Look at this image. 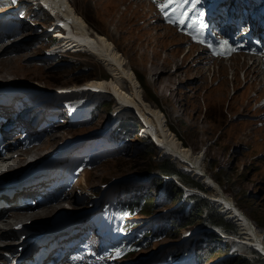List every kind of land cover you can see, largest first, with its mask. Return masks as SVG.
Returning a JSON list of instances; mask_svg holds the SVG:
<instances>
[{
  "label": "rangeland",
  "instance_id": "1",
  "mask_svg": "<svg viewBox=\"0 0 264 264\" xmlns=\"http://www.w3.org/2000/svg\"><path fill=\"white\" fill-rule=\"evenodd\" d=\"M70 2L69 8H73L77 14L85 20L87 19L89 26L93 30L108 35L110 40L114 42L117 51L125 58V61L129 60L132 71H137L138 79L143 86L141 88L139 84L138 89L147 95L145 99L148 102L157 108L160 107L159 109L162 113L166 114L168 125L179 136L180 140H183V144L192 147L197 155L202 153L201 159L205 171L208 172L211 178H213L212 175H217L219 178V180L215 178L216 181L218 180V184L216 182H206L205 176L202 179L197 178L209 188L204 195L212 201L215 198V194L217 197L225 196L227 200L236 202L239 209L244 212L243 216L248 215L259 228V234L264 236V79L258 82L255 79L256 73H252L250 76L247 75V78L245 76V69L251 63L257 62L258 65L255 67L264 68L263 63L259 65V62L264 60V53L260 55L259 61L253 59L244 51L235 55L239 58V62L241 61L245 65V69L243 68L240 73L238 72L235 78L230 59L235 56L227 58L230 59L229 61L224 58H215L208 51H205L204 48L199 49L200 45L198 44L199 47L196 48L195 53L176 71L178 73L176 77L172 75V72L176 70L174 65L170 66V68L160 66L171 49L174 50L178 46L188 47L186 46L187 41L178 36V34L182 35V33H179L173 27L171 31L174 35L166 36L168 41L162 48L159 47L161 45L159 40L151 41V38L155 36L153 34L164 35L167 32V28L163 20L153 14L155 9L147 0H70ZM238 12L240 14L241 10ZM51 14L43 15L41 20L46 21L57 15L53 12ZM3 17H0L1 24L4 21H1ZM236 18L231 17V21L234 22ZM198 20H200V17H198ZM240 20L238 19V21ZM232 24L229 21L222 23L221 30H224V32L231 30ZM12 30L13 26L9 22L6 25H0V35H2L0 36V46L2 44L0 58L7 57L11 53L13 55L15 53L28 55L32 52V55H28L22 60V66L36 64V66L43 69L42 71H37L39 72L38 74L43 75L41 78L30 76L25 79V77L22 78L23 75H18L22 79L21 81L26 84L32 83L44 89L56 90L59 87L65 88L74 84L86 83L88 80L109 78L111 76V71L106 66L104 67L100 59L90 51L83 50L81 53L68 54L59 58H46L44 51L49 46L48 43L51 39H41L40 35L35 34L33 30H28L22 35L13 34L11 33ZM263 35L264 30H261L259 36L262 37ZM27 39H31V43L28 45L21 43L17 47L5 49V47L12 46L13 43H19ZM171 39L174 41H170ZM36 46H38L37 49L39 50L33 49ZM154 57L156 58L154 59ZM207 57H210L211 61L203 63V60H209H207ZM213 64L220 68L224 65L227 69L226 71L221 69V72L219 70L215 72L213 69L204 75L200 74L202 67ZM234 65H236L235 61L233 62ZM155 68L166 70L161 71ZM261 73L264 74V72ZM263 74H260L259 78ZM128 75L126 74L127 77ZM13 76L9 74L6 77L7 79L1 76L0 83L9 80ZM160 77L162 81L159 84L157 82ZM130 83H132V78L128 77V84ZM191 87L197 88L193 92ZM113 93L116 94L115 91ZM97 98L104 99L103 105H100L97 111L89 113L88 117L81 122H73L70 119L64 120L61 118L63 115L59 114L61 116L55 118L56 120L54 121L56 122L54 125L55 128L60 129V132L64 131L65 133L61 137L52 138L53 140H50L47 151L44 154L40 157L38 156L37 159H31L23 166H20L19 169L26 165L29 166L31 162L36 160V162H39L48 158L60 145L69 143L74 138H82L88 136V134L99 135L98 137H101L99 140L101 148L108 152L107 159L87 171L88 173L91 172V175L83 179L85 183L81 184L79 182L77 190L73 189L65 192V194L72 193L73 197L71 199L68 197L69 203L63 214L70 216L76 212H84L88 209L93 210L92 206H90L92 199H94V202L91 205L96 203L97 200L95 198L100 197V200H103L105 192L108 191V183L114 179L128 178L127 181L144 182L147 185L146 190L150 192L151 200H156L157 207H160V209L151 207L145 211L141 207L133 214L131 220L137 224L138 222L142 223L138 226L133 225L129 228H123L118 238L119 240L120 238H125L128 243H134L137 240L145 239L143 235L136 233L146 223L145 220L152 219L155 222L165 223L163 218L166 217L161 215L176 211L180 206V204L169 199H166L168 202L165 206L166 201L163 197L166 191L169 190L168 187L164 191L163 185L159 187L149 185V181H151L153 176L162 177L158 171L162 164L161 161L168 154L162 155L157 147V141L154 142L148 136V133H144V120L135 107L132 110L126 109L119 112L114 109V95H101ZM85 99L87 103L77 105L79 110L84 111L87 109L90 105L89 99L93 98L87 97ZM148 102L145 101V104H148ZM48 111L50 114H57L58 112V110L53 109ZM26 112L29 114V111ZM129 115L133 118L135 116L141 122L137 132L131 133L126 138H123L120 134L115 135L117 128L114 125L117 119ZM33 116L35 117V115ZM42 120L44 126L48 119L44 116ZM33 121L32 117H28V125ZM67 130L71 133L68 134ZM52 132L49 129L48 134L45 133L44 135H49ZM19 134L20 132L15 136L18 137ZM66 134L69 137L65 138ZM120 138H122V141L117 142L120 145L117 148L123 147L117 155L113 152L116 147L114 146V141L120 140ZM148 139L154 143L155 148L152 150L144 146ZM168 156L171 157V155ZM171 158L183 170H191L188 166L182 165L177 158ZM87 172L84 174L86 175ZM141 173L146 174V176L137 175ZM8 179L9 176L5 179H0V183H5ZM90 188L92 189L91 192ZM92 192H95L96 196L92 195ZM35 194L39 195L40 202L47 204L55 203L58 200L57 196H59V194L56 196L48 195L51 198L46 200L45 193L37 192ZM162 198L163 200H160ZM184 199L185 196L181 201ZM33 201L32 203L29 200V204L36 203V200ZM108 201L109 196L105 199L103 206H107ZM187 204L188 207L184 210V214H188L189 210L194 207L191 201ZM63 214L54 213L51 216H41L32 222L40 223L43 221L47 223L53 219L64 217ZM204 217L205 215H202L194 224L179 230L181 232L179 237L174 238L171 235L165 237V235H162L158 240L151 242L150 245L138 244L135 252L126 251V245L120 240L122 249L126 252L123 255L120 253L117 259H114L113 255H107L108 250H106V245L97 232V225L88 220L85 223L87 227L86 235L90 236L96 233L90 238V249L84 251L83 254L85 256L89 255L94 250L96 255L103 261V264H109L107 262L113 261L112 259H114L113 262L119 261L124 264H140L144 260L141 264H165L163 258L169 249L177 246L179 248L187 247V240L191 238L197 239L206 234L210 236V232L213 231L203 220ZM19 221L24 222V220H15L14 225ZM30 224L32 223H28V225ZM171 231L174 232L175 229L168 230V232ZM22 234L18 238L14 237V235L0 238V264H17L23 253L21 252L22 249L17 246L24 243V240H21ZM132 236L137 238L135 239ZM222 237L219 240L220 242L213 247L212 253H206L201 264H219L218 262L222 259L236 254L247 255L250 258L254 256L250 249H255L244 242L245 238H240L239 240V238L230 234H225ZM206 240L210 241L209 237ZM150 246H153V250L149 249L150 252H143L148 250ZM13 247L15 249L12 253L11 248ZM241 252H244V254H241ZM177 256L180 257L181 255L177 253ZM262 258L264 259L263 256ZM187 264H191V262Z\"/></svg>",
  "mask_w": 264,
  "mask_h": 264
},
{
  "label": "bare ground",
  "instance_id": "2",
  "mask_svg": "<svg viewBox=\"0 0 264 264\" xmlns=\"http://www.w3.org/2000/svg\"><path fill=\"white\" fill-rule=\"evenodd\" d=\"M37 1L40 2V0H37ZM41 1H43L45 5H48L53 13L58 14V16H56L55 24H63L68 27V32H67L68 34L66 36L65 45L70 46V47L71 46L77 47L84 51L87 50V51L92 52L98 59H100L104 67L106 66L111 71V76L109 78H97V79L88 80L86 81V83L70 85L71 87L68 90L73 91L75 93V96H80L84 98L91 97L93 99L101 95L103 96L114 95V104H115L114 109L119 112L125 111L126 109L132 110L135 107V109H137L140 112V114L142 115L141 117L144 120V124H143L144 133L145 132L148 133V136L152 140H154V142L157 141V147L160 149V152L162 153V155L168 154V155H171V157L177 158L182 165L184 166L186 165L189 168H191V170L189 169V171L194 173L197 177L202 179V177L205 176L206 182L215 183L216 181L209 176L208 172L205 171V167L201 159L202 153L197 155L195 154L192 147L183 144L182 142L183 140L181 141L179 136L176 135V133L168 125L166 114L162 113V111L159 109L160 107L159 108L155 107L153 104H151L150 102H148V100L145 99L147 95H145L140 89H138L139 84H140V87L142 88V84L140 80L138 79L137 71L135 70L132 71L130 63L128 62L129 60L125 61V58H123L120 55V53L117 51V48L114 42L110 40V37L106 34L104 35L102 33H98L97 31L93 30L89 26L87 19L85 20L83 17L77 14L73 8L71 7L69 8V5L71 3L70 0H41ZM3 16L4 17L1 19V21L3 20L6 21L8 19L7 18L8 14H5ZM1 23L2 22H0V25H2ZM165 27L167 28L166 34L159 35V33H156V34H153L155 36L151 38V41L159 40L161 43L159 47L161 48L168 41V39H166V36L174 35L172 34V31H171V28H172L171 25H166ZM178 36L183 38V40H186L189 42V44L186 45L188 47L184 48V47L178 46L177 48H174V50L171 49L170 53L167 54V56L162 61L161 66H160V67L167 66L168 68H170V66L174 65L176 70L172 72V75L176 77L178 76V73L176 71L179 70V68H181L183 64L187 62L189 57L195 53L196 48L199 47L197 43L190 42L189 37L187 35L182 33V35L178 34ZM170 41H174V40L171 39ZM21 43L28 45L31 43V39L30 40L27 39L19 43H13L12 46L5 47V49H8V48L11 49V47H17ZM1 47H2V44L0 46V51L2 50ZM37 48L38 46H36L33 49L39 50ZM201 48H204V47L201 46L199 49ZM28 55H32V52L29 53ZM28 55H25L22 53H18V54L15 53L13 55L11 53V55L7 57L0 58V75L3 76L4 78L8 77L9 74L14 75L12 78H14L15 80H13L12 85H15V86H17V83H22V85L26 84L25 82L21 81L22 79L18 77V75H23L22 78L25 77V79L29 78L30 76L32 77L37 76L38 78L43 77L42 74H38L39 72H37V71H42L43 69L41 67L36 66V64H28V65L22 66L21 64L22 60L25 57H28ZM155 58L156 57H154V59ZM230 59H231V66H232L233 74L235 75V78H236L237 73L238 72L240 73V71L243 68L245 69L244 67L245 65L241 61L239 62V58L237 56L232 57ZM230 59H227L226 61H229ZM258 59L260 60V56ZM258 59L255 58V60L259 61ZM207 60L208 61L203 60V63L210 62L211 61L210 57H207ZM234 61L236 65L233 66ZM250 62L252 61L250 60ZM261 63H263V66H264V60H261L259 62V65ZM257 65H258L257 62L251 63L248 66L246 65L247 68L245 69V76L247 78V75L250 76V74L252 75V73H256L257 76L255 79L258 80V82H260L261 80L264 79V74L261 73V72H264L263 71L264 68L262 69V67L260 66L259 68L255 67ZM155 69L161 70L158 68H155ZM213 69L215 70V72H218V70L219 72H221V69L223 71H226L227 68L224 65L222 68H220V67H216V65L213 64V65L202 67V69L200 70V74L202 73V75H204L206 72H209L210 70H213ZM163 70H166V69H163ZM126 74H129L128 77L132 78V83L128 84V77L126 76ZM260 74H263V75L259 78ZM101 80H106V81H101ZM161 81H162V78L160 77L157 83L160 84ZM27 85L28 86L30 85L28 90H33L31 87L44 89L32 83H29ZM60 88L62 87H59L58 89ZM65 88H68V86ZM191 88L193 89V92H194V89L197 87L195 88L191 87ZM14 90L15 88L10 86L4 91L6 95H10ZM114 91L116 94L113 93ZM69 96L70 95L68 94L65 95L64 93L54 94L48 91L45 94H38L37 99L40 102L46 101L48 98H54L55 100H67ZM145 101L148 102V104H145ZM57 114H63V111L59 109ZM54 120L56 119L52 118V119L47 120L44 126H42V128L38 130L42 138L37 145L30 146L29 148H23L24 146L23 140H25L23 138V131L17 130L15 132V135L18 132H20V134L18 137L17 136L14 137L16 139L14 142L8 143V146H7L8 153H3L2 151H0V179H5L9 176L8 181H11L12 179L16 178L18 176V171H20L19 169L20 166H23L31 159H37L38 156L40 157L42 154L45 153V151H47V147L50 143V140H53L52 138L61 137L62 134L65 133L64 131L60 132L59 131L60 129L55 128L54 123L56 121ZM41 122H43V120H41ZM49 129H51L53 132L47 135ZM68 131L69 130H67V132ZM45 133L47 134L44 136ZM69 133L71 132H68V134ZM68 134H66L65 138L69 137ZM97 134H100V133H97ZM86 138L82 137V138H78L77 140H82ZM3 139L4 141L7 140L6 135L3 136ZM18 145L22 146V148L13 149V147H16ZM63 145H60L59 147ZM78 145H80V142L75 141V146H78ZM81 147H84V145L79 146V148ZM52 148L54 149V147ZM54 153L55 152H52L50 156L53 155ZM87 173L86 175L85 174L81 175V178L79 180L81 184L85 183L83 179L86 176L91 175V172H89L88 174ZM91 191L92 189L90 188V192ZM71 194L69 193L65 194L64 191H62L59 193V196H57L58 200L55 203L47 204V203L40 202L39 195L32 193L30 196V201L32 202L33 200H36L35 204L30 205L29 203H27V201H25L21 206H16L15 208H13V210H7L5 212H0V216H1L0 217V238H4V237L7 238L13 235L16 238L19 237L21 233H19V231L15 229L14 227L15 220H24V223L28 224V223H32L34 219L41 217V216H51V215H54V213L63 214L65 208L67 207L69 203L68 201L69 198L71 199L73 197V194L72 195ZM24 195L25 194L23 192L16 194V196H24ZM92 195L96 196L95 192H92ZM214 196L217 199V202L221 205V209L225 211L227 214H229L232 218H234L241 225L242 232H244L243 235H245V239L247 241L245 243H248L249 246L254 247L264 257V240L259 234V228L256 226V223L252 221L248 215L243 216L244 214L243 211H242L243 212L242 215L238 213L239 207L236 202L227 200L225 196L217 197V195L215 194ZM95 200L100 201V197L95 198ZM92 202H94V199H92ZM92 202H90V206H92L91 208L92 209L96 208L94 207V205H91ZM91 212H94V209L91 210ZM63 215L64 217H67L66 214H63ZM19 222H22V221H19ZM205 222L210 224L207 221ZM40 223H44V222L42 221ZM47 224H49V222H47ZM4 244H8V243H4ZM14 249H15L14 247L11 248L12 253L14 252ZM149 249L153 250V246L148 247V250L143 251V252H148V251L150 252ZM241 253L244 254V252H241ZM144 261H142L141 263H143ZM25 263H26V258H25V253L23 252L17 264H25Z\"/></svg>",
  "mask_w": 264,
  "mask_h": 264
},
{
  "label": "trees",
  "instance_id": "3",
  "mask_svg": "<svg viewBox=\"0 0 264 264\" xmlns=\"http://www.w3.org/2000/svg\"><path fill=\"white\" fill-rule=\"evenodd\" d=\"M143 87V86H142ZM104 99L98 100L92 103V110L97 111L100 105H103ZM141 126V122L134 116H126L121 117L119 121L114 125L117 128V132L115 135L122 136L126 138L131 133H136L139 127ZM121 142L120 140L114 141L115 149L113 152L118 155L119 150L123 147L117 148L120 146L117 142ZM145 147H149L150 150L154 149V143L151 140H146L144 143ZM153 154V153H152ZM160 165L159 174L161 176L152 177L151 181H149V185L151 186H162L164 191L168 187L169 190L166 191L164 195V200L169 199L171 201H175L177 204H180L179 208L173 212L163 213L161 216L166 217L163 218L164 222H155L152 219L145 220V225L154 224L151 226L150 233L154 236V238L158 239L162 235H171L174 238L179 237L181 235L182 228H186L188 225L194 224L198 218L202 215H205L203 218L204 221L209 222L208 226L211 227L213 232L209 234L200 236L197 239L191 238L187 240V247H176L173 249H169L167 254L164 255L163 262L165 264L171 263H179V261L191 262V264H201L203 257L207 252L212 253L213 247H215L219 240L222 239L223 235L230 234L239 237V228L237 224L226 217L218 210L215 203H213L207 196L204 195L205 192L208 191V187L206 184L200 179L195 178L192 174L184 171L171 157L166 156ZM137 175H145L146 174H137ZM170 176V177H167ZM174 179H173V178ZM215 180L219 178L217 175H212ZM217 180V181H218ZM216 181V180H215ZM216 181V182H217ZM111 191L113 193H117L121 198L131 200L133 205H136L139 209L143 207L146 211L151 207H157L156 200H151L150 192L146 190L147 185L144 183H118L114 184ZM168 194V195H167ZM167 195V197H166ZM171 196V197H170ZM173 196V197H172ZM185 196L183 201L182 198ZM160 199V200H163ZM105 200V199H104ZM103 200V201H104ZM194 205L192 209L189 210L188 214H184V210L188 207V202ZM165 202V206L166 203ZM164 207V206H163ZM160 209V207H157ZM167 211V210H166ZM142 223V222H140ZM167 224V225H166ZM155 226H157L155 228ZM170 229H175L174 232H168ZM154 230V231H153ZM222 235V236H221ZM209 237L210 241L206 240ZM214 245V246H213ZM250 252L254 254L252 258L250 256L243 255H234L229 256L222 259L219 264H264V260L261 255L253 249H250ZM177 253L181 256L178 257Z\"/></svg>",
  "mask_w": 264,
  "mask_h": 264
},
{
  "label": "snow or ice",
  "instance_id": "4",
  "mask_svg": "<svg viewBox=\"0 0 264 264\" xmlns=\"http://www.w3.org/2000/svg\"><path fill=\"white\" fill-rule=\"evenodd\" d=\"M188 2H189V0H168L167 4H164V5L161 6V11H164L165 15L167 16L168 13H167V11H165V9L168 7L169 4L177 3L178 6L182 7L183 4H186ZM200 3H201V0H194L193 8H195V6L200 4Z\"/></svg>",
  "mask_w": 264,
  "mask_h": 264
},
{
  "label": "clouds",
  "instance_id": "5",
  "mask_svg": "<svg viewBox=\"0 0 264 264\" xmlns=\"http://www.w3.org/2000/svg\"><path fill=\"white\" fill-rule=\"evenodd\" d=\"M168 177H170V176H168ZM122 180V179H121ZM212 201V200H211ZM213 202V201H212ZM217 206V205H216ZM218 209H219V211L222 213V211H221V209L218 207ZM238 213H240L241 215L243 214V212L241 211V209H239L238 210ZM223 214V216L224 217H226L227 219H229V220H231V221H233V222H235L236 224H237V226H238V228H239V232H238V234H239V237L238 238H245V235H243V232H240V230H242V228H241V225L239 224V222H237L234 218H232L229 214H227L226 212L225 213H222ZM233 236H235V235H233ZM235 237H237V236H235ZM245 241H246V239H245ZM247 242V241H246ZM254 248V247H253ZM255 249V248H254ZM256 250V249H255ZM256 252H258L259 253V251L258 250H256ZM260 254V253H259ZM261 255V254H260ZM261 257H262V255H261ZM263 259V258H262ZM264 260V259H263Z\"/></svg>",
  "mask_w": 264,
  "mask_h": 264
},
{
  "label": "water",
  "instance_id": "6",
  "mask_svg": "<svg viewBox=\"0 0 264 264\" xmlns=\"http://www.w3.org/2000/svg\"><path fill=\"white\" fill-rule=\"evenodd\" d=\"M199 178V177H198ZM213 179V178H212ZM217 183V182H216ZM218 184V183H217ZM216 198H213V201H215ZM262 239L264 240V236L261 235Z\"/></svg>",
  "mask_w": 264,
  "mask_h": 264
}]
</instances>
